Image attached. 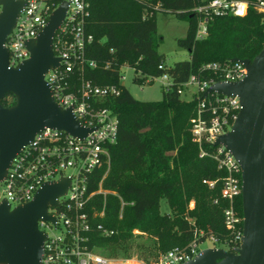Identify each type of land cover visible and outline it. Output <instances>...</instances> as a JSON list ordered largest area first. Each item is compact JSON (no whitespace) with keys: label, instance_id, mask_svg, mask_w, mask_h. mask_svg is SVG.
Masks as SVG:
<instances>
[{"label":"trees","instance_id":"16d2710c","mask_svg":"<svg viewBox=\"0 0 264 264\" xmlns=\"http://www.w3.org/2000/svg\"><path fill=\"white\" fill-rule=\"evenodd\" d=\"M86 2V29L93 36L87 57L96 67L86 69L85 77L94 85L121 89L119 96L108 97L102 105L117 116L118 138L108 146L111 167L107 175L106 165L96 169L89 192H96L103 179V188L115 194L95 195L88 204L89 213H99L105 207L104 218L93 221L89 246L106 257L130 256L133 251L156 256L158 251L165 254L213 236L234 251L237 244L224 222L229 204L221 196L226 172L211 156L216 150L213 145L200 147L193 140L192 120L200 100H182L179 91L191 75L218 81L210 72L200 73L203 65L252 61L264 49L263 17L253 9L244 18L215 16L208 24L207 37L197 40L199 17L192 11L199 0ZM158 11L187 22L186 37L178 45L189 52V60L166 66L164 56L158 53L162 41L155 20ZM146 12L152 14L149 19H143ZM124 66L146 78L167 75L171 85L163 91V99L140 102L133 98L119 84ZM137 79L135 82L143 83ZM16 102L13 94H7L2 105L11 108ZM202 151L208 155L201 157ZM204 181H216V185L211 189ZM161 200H166L168 213L160 212ZM192 201L194 208L189 210ZM235 210L243 218L241 195L235 200ZM99 224L114 234L103 236L97 231ZM137 229L157 243L151 245L150 240L135 237ZM197 232H203L204 237L198 238Z\"/></svg>","mask_w":264,"mask_h":264},{"label":"built area","instance_id":"2783aa9c","mask_svg":"<svg viewBox=\"0 0 264 264\" xmlns=\"http://www.w3.org/2000/svg\"><path fill=\"white\" fill-rule=\"evenodd\" d=\"M23 1V9L4 44L8 51V68L18 69L30 58L27 43L36 40L48 25L52 14L67 3L65 18L52 44L54 57L60 61L59 66L48 70L45 81L57 104L62 109H71L80 126L91 130L82 139L64 131L45 128L16 155L5 179L0 183L6 186L2 200H6L13 209L33 201L38 190L45 184L70 181L66 193L58 199L59 206H48L47 213L53 220L41 218L38 221L40 231L46 235L41 264H186L201 252L200 246L207 239L219 244L220 241L213 236L203 242L196 239L185 248L176 247L162 254L153 262L135 258L113 260L89 246L93 221L98 217L104 218L105 207L99 213H89L88 204L95 195L115 194L103 188V179L96 192H89L91 176L96 169L110 164L108 146L114 145L118 138L117 116L102 105L108 97L119 96L121 89L117 85L97 86L85 77L86 69L96 67V63L87 57L93 36L86 29L89 16L86 0ZM199 1V5L192 11L199 17L197 40L207 37L208 24L215 16L244 18L253 9L263 17L264 22V0ZM243 61L208 63L201 67L200 73L210 72L218 77V81L191 75L182 85L181 90L183 87H195L192 99L200 100L191 128L193 140L200 147L204 144L214 146L220 136L232 130L242 108L239 98L215 92L209 93L207 97L205 94L215 84L242 81L248 73ZM159 78L170 80L167 75ZM125 79L120 74L119 84L122 85ZM146 80L141 74L137 79L143 83ZM214 147L216 150L211 156L219 169L226 172L222 179L221 196L229 204L224 211V222L237 244L235 251L241 246L243 237V230L240 229L243 218L235 210V200L241 195V168L223 145ZM206 155L202 151L200 156ZM203 183L211 189L216 185V181ZM52 229L61 230V233L50 236L47 230ZM97 231L105 237L114 234V231L106 229L102 224L97 225ZM198 235V238L204 237L203 232Z\"/></svg>","mask_w":264,"mask_h":264},{"label":"water","instance_id":"95a60500","mask_svg":"<svg viewBox=\"0 0 264 264\" xmlns=\"http://www.w3.org/2000/svg\"><path fill=\"white\" fill-rule=\"evenodd\" d=\"M0 183L16 157L45 128L85 138L91 131L81 127L71 109H62L45 81L50 68L59 66L52 44L65 18L67 3L51 16L36 40L27 43L30 58L18 68H8L4 47L23 6V0H0ZM247 76L236 83H218L205 94L236 96L241 110L232 130L220 136L214 146L223 145L241 168L243 211L242 244L234 252L213 248L201 251L186 264H264V49L252 60H244ZM7 94L17 102L2 105ZM69 180L45 184L33 201L11 209L0 201V264H41L46 235L38 221L53 220L48 206H59L58 199Z\"/></svg>","mask_w":264,"mask_h":264},{"label":"rangeland","instance_id":"374dc122","mask_svg":"<svg viewBox=\"0 0 264 264\" xmlns=\"http://www.w3.org/2000/svg\"><path fill=\"white\" fill-rule=\"evenodd\" d=\"M148 16H152L151 12L145 13L143 15V19H149ZM155 20L157 24V33L160 38H162L161 43L158 46V53L164 56L165 64L167 67H173L176 63L187 61L190 58L189 52L179 47L178 41L184 39L187 34L188 24L186 21L177 18L173 14H166L162 11H158L155 15ZM122 76H125V81L123 85L130 92V94L136 100L140 102H158L163 99V91L166 90L167 85H171V80H164L163 78H147L144 83L135 82V79L140 76L138 72L134 70L123 67L121 69ZM195 87L186 88L183 87L181 90V99L185 101H189L193 98V94L195 93ZM107 171L106 175L111 167L110 164L106 165ZM6 191V186L0 184V200L4 198V194ZM122 206H124V202L121 200ZM194 208V202L192 201L189 205V210ZM169 207L166 200H161L160 202V212L168 213ZM191 220V219H190ZM47 233L50 236H56L61 233V230L52 229L51 231L47 230ZM198 234L202 232H197ZM133 234L135 237H140L142 240H150V244L157 243L156 239H153L148 234L141 232L139 229L134 230ZM137 241H140L136 238ZM141 242V241H140ZM185 248V247H183ZM213 248H220L223 250H228V247L223 244H215L211 240L207 239L201 246V251ZM164 252L158 251L156 256L154 254H133L130 256H114L108 257L113 260H123L127 258H135L138 260H143L146 262H153L158 257H160Z\"/></svg>","mask_w":264,"mask_h":264}]
</instances>
